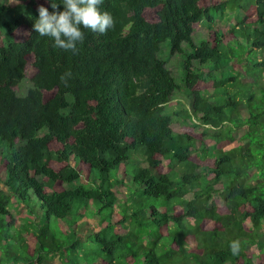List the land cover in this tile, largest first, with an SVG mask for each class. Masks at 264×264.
<instances>
[{
    "label": "trees",
    "instance_id": "obj_1",
    "mask_svg": "<svg viewBox=\"0 0 264 264\" xmlns=\"http://www.w3.org/2000/svg\"><path fill=\"white\" fill-rule=\"evenodd\" d=\"M9 1L0 264H264V0H104L115 26L75 55L33 31L49 0ZM176 92L200 132L171 129Z\"/></svg>",
    "mask_w": 264,
    "mask_h": 264
},
{
    "label": "clouds",
    "instance_id": "obj_2",
    "mask_svg": "<svg viewBox=\"0 0 264 264\" xmlns=\"http://www.w3.org/2000/svg\"><path fill=\"white\" fill-rule=\"evenodd\" d=\"M52 12L43 4L37 8L38 18L34 20L33 31L41 37H48L54 48L78 54L85 40V31L105 34L115 26V19L108 11H102L100 6L104 0H49ZM59 5L63 10H59ZM71 72H65L62 83H67ZM233 255L239 253L240 242H230Z\"/></svg>",
    "mask_w": 264,
    "mask_h": 264
},
{
    "label": "rangeland",
    "instance_id": "obj_3",
    "mask_svg": "<svg viewBox=\"0 0 264 264\" xmlns=\"http://www.w3.org/2000/svg\"><path fill=\"white\" fill-rule=\"evenodd\" d=\"M5 9V10H4ZM0 11H1V19L2 21H5L7 19H13L14 17H18L20 15H30V11L27 8L26 4H18L13 3L9 0H0ZM205 28L204 26H201L195 31L194 35V42L197 43L199 39H201L204 36ZM8 38L6 39L4 28L0 24V46H7ZM160 58L163 59L166 62V68L171 72V74L176 78L179 79V74L181 71V63L183 58L178 55L170 54L167 46H163L161 48ZM33 75V70L31 68L27 69L26 78L22 81V83L16 88V93L18 96L23 97L27 94L28 90L31 88V82L30 79ZM190 107V101L189 99L184 96L180 92H176L174 94V97L172 101L167 105L166 107V113L167 115L171 116L173 118V123L171 125V129L176 134H184L187 132H200L199 129H196L194 126H192L191 122L188 121L186 117L181 116L183 113V110H187ZM196 123V122H195ZM204 144L207 148H210L211 141L210 139L203 137L202 138ZM175 164L170 165V169L175 168ZM169 169H166V171ZM118 176H120V172L118 173ZM119 191L125 192V187L120 186L118 187ZM217 204V202H214ZM93 219L91 218L89 220V223H93Z\"/></svg>",
    "mask_w": 264,
    "mask_h": 264
}]
</instances>
